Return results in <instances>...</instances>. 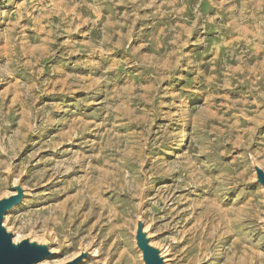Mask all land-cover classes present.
I'll return each instance as SVG.
<instances>
[{
	"label": "rangeland",
	"instance_id": "374dc122",
	"mask_svg": "<svg viewBox=\"0 0 264 264\" xmlns=\"http://www.w3.org/2000/svg\"><path fill=\"white\" fill-rule=\"evenodd\" d=\"M264 0H0V198L63 264H264Z\"/></svg>",
	"mask_w": 264,
	"mask_h": 264
},
{
	"label": "water",
	"instance_id": "95a60500",
	"mask_svg": "<svg viewBox=\"0 0 264 264\" xmlns=\"http://www.w3.org/2000/svg\"><path fill=\"white\" fill-rule=\"evenodd\" d=\"M253 171L255 184L261 187L264 195V171L256 165L253 166ZM7 190L8 194L0 198V264H42L52 259L56 256L51 252L52 241L45 243L33 237L14 240L15 236L8 229L5 217L21 204L27 193L20 184H13L10 178ZM134 241L143 264H165V254L151 242L142 219L136 222ZM90 257L89 250L82 248L73 259L63 264H82Z\"/></svg>",
	"mask_w": 264,
	"mask_h": 264
},
{
	"label": "bare ground",
	"instance_id": "6f19581e",
	"mask_svg": "<svg viewBox=\"0 0 264 264\" xmlns=\"http://www.w3.org/2000/svg\"><path fill=\"white\" fill-rule=\"evenodd\" d=\"M18 237L17 236H15V241H18ZM87 249L89 250V253H90V255H91V257L90 258H96V257H98V253L96 254V252H93V250H92V248H90V247H87ZM51 252L52 253H54V254H56V252L53 250V249H51ZM55 257V256H54ZM84 262H86V260L84 261ZM83 262V263H84ZM170 262V259H169V257L165 254V261H164V263L165 264H170L169 263ZM46 263V261L45 262H43L42 264H45Z\"/></svg>",
	"mask_w": 264,
	"mask_h": 264
}]
</instances>
